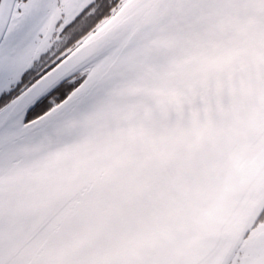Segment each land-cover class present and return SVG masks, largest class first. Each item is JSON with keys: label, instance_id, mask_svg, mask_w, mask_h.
Returning a JSON list of instances; mask_svg holds the SVG:
<instances>
[{"label": "snow or ice", "instance_id": "6c2138e0", "mask_svg": "<svg viewBox=\"0 0 264 264\" xmlns=\"http://www.w3.org/2000/svg\"><path fill=\"white\" fill-rule=\"evenodd\" d=\"M225 98L264 127V0H0V264H200L124 221L156 125ZM203 264H264V207Z\"/></svg>", "mask_w": 264, "mask_h": 264}, {"label": "water", "instance_id": "95a60500", "mask_svg": "<svg viewBox=\"0 0 264 264\" xmlns=\"http://www.w3.org/2000/svg\"><path fill=\"white\" fill-rule=\"evenodd\" d=\"M225 98L210 112L197 100L156 125L152 169L126 227L148 251L203 261L222 256L264 207V127ZM198 113V115H197Z\"/></svg>", "mask_w": 264, "mask_h": 264}]
</instances>
